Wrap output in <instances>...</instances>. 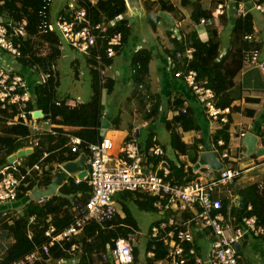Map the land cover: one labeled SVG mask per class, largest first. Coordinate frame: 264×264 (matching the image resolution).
<instances>
[{"label": "built area", "instance_id": "1", "mask_svg": "<svg viewBox=\"0 0 264 264\" xmlns=\"http://www.w3.org/2000/svg\"><path fill=\"white\" fill-rule=\"evenodd\" d=\"M54 0H48L47 5L41 11L44 16L38 24L39 33H57L59 36V48H64L66 42L69 46L85 55L93 58L92 70H98L100 74L101 90L105 88L107 79L104 57L114 58L118 53V48L123 45V35L121 32L108 33L110 26L116 20H111L108 24L103 22L94 23L89 15L87 7L80 4V0H67V12H60L53 21L51 12ZM236 5L237 0H231ZM48 10V11H47ZM257 10L264 12V5L260 0H240L236 5L235 16ZM225 12V4L219 3L214 9L215 18H219ZM204 18L197 25L199 35L206 32ZM28 20L14 16L8 24L0 23V109L7 111L8 124H22L28 127L30 133L23 138L24 146L19 150L30 149L32 153L35 146L40 145L38 137L47 133L58 134V129H62L69 137L67 145L72 152L76 153V158L62 163L54 162L53 174L55 178L48 189L34 186L26 191L27 201L33 200L39 204L45 203L52 194H58L60 186L64 183L74 181L80 183L86 180L91 187V192L86 201H77L73 209L77 213L73 221L64 229L60 230L51 223L45 230L47 238L40 246L26 254L24 257L13 262L5 263L0 259V264H34L38 261L49 262L44 255L50 253L53 245L63 246L66 242H71L69 252L72 257L61 258V264H78L80 259L76 252L80 249V244L73 241L75 236L81 234L82 229L89 223L95 221L103 224L119 213L120 206L115 195L120 192L131 191L155 198L154 206L159 215L158 223L152 225L150 236L154 240H161L167 247L165 258L159 259L155 264H240L238 246L243 242L245 236L250 234L253 237L264 238V222H260L257 214L242 216L239 225L234 224L235 219L229 211L223 212V200L215 195L217 185L229 186L246 171L264 165V157L258 155L253 161L243 166L239 163L247 156V151L241 146L226 144L224 139H219L214 144L217 153V160L221 165L218 169H210L209 166L200 165L196 172L202 171V176L194 179L177 180L172 174V168L165 160L166 154L164 146L153 138L154 144L146 153L136 137L126 138L115 147L110 136L103 135L97 141H88L79 135L71 133L76 128L69 125H62L55 121L51 113L35 104V95L32 91L34 83L45 84L49 77L57 75L56 64L50 58L47 44L36 47L35 55L43 60H31L26 67L18 68L22 58V44L27 36ZM173 32L179 40H185V36L180 33L178 27L174 26ZM16 38L18 40L16 41ZM106 39V46L103 52L99 47V39ZM249 40L254 39V34L246 35ZM38 48V49H37ZM139 48H137L138 50ZM195 47L185 43L183 51H178L175 58L169 56L167 67L174 72V76L183 80L189 89L192 90L197 100L203 105L208 120L215 124H225L229 121L232 113L231 107H222L217 104V96L213 88L197 79L195 69L179 70L178 64L190 62L193 59ZM246 62L258 67L264 74V57L261 50L256 46L248 47L245 50ZM8 57L11 61H8ZM140 93L146 96L148 105L147 111L151 109V100L156 101L154 95L143 88ZM84 101L79 98H70L65 101L71 107L78 106ZM59 104L60 101H57ZM103 103V102H102ZM167 111L179 114H186L189 110L188 103L167 106ZM42 112V116L34 115ZM148 122H144L146 126ZM241 132V136H245ZM203 142L199 149H204ZM17 150L10 156H15L10 164L0 167V205L13 204L19 200L21 185H27V177H33L34 172L43 173L42 163L33 165L22 163L25 153L18 156ZM49 151H44L42 159L48 156ZM86 155L87 174L79 177L78 172L65 170L64 165L69 161L78 160L81 155ZM160 158L155 164L149 158ZM10 158V157H9ZM183 158H188V154H183ZM41 159V160H42ZM194 164V161H192ZM187 165L186 168L193 166ZM191 165V166H190ZM195 165V164H194ZM46 168V167H45ZM216 172L217 175H213ZM61 173H65L62 182L58 186H53L54 181ZM259 188L264 192V182L259 183ZM26 202V201H25ZM236 201H234L235 203ZM250 204L248 209L250 210ZM16 210L22 214V206H6L0 212V218H5L12 211ZM35 215L30 217L34 221ZM185 228H182V227ZM194 231H208L212 234L207 252L203 254L194 245ZM189 243V244H188ZM191 244V246H190ZM133 243L123 237L114 240L113 246H108L107 252L103 255L105 259L111 258L121 264H128L134 261ZM154 251H149L148 256L153 257Z\"/></svg>", "mask_w": 264, "mask_h": 264}, {"label": "trees", "instance_id": "2", "mask_svg": "<svg viewBox=\"0 0 264 264\" xmlns=\"http://www.w3.org/2000/svg\"><path fill=\"white\" fill-rule=\"evenodd\" d=\"M238 1L240 0L236 1V5ZM47 2L48 0H0V23L8 24L9 20L14 18V16L28 20L26 28L29 35L22 41L23 44L21 47L23 56L20 58V62L23 63V67H26V64L31 60H38L40 62L43 60V58L35 55V47H39V45H48L49 55L53 62L61 55L58 34L39 33L38 31V24L44 18L41 11L47 5ZM260 2L264 5V0H260ZM219 3L225 4V12L219 16V24H217L214 9ZM80 4L87 7L94 23L103 22L108 24L111 20L118 19L113 26L109 27L107 32L110 34L118 31L121 32L124 45L131 40L132 26L130 25L129 18L122 17L119 19V17L127 12L126 0H97L95 4L91 0H80ZM157 4L161 10L172 13L175 19L182 20L184 18L181 10L172 2L157 0ZM188 5H192L193 7L191 13L193 26L187 32L185 40H179L176 36L172 35L173 26L171 27L170 24L172 23H169L168 34L174 43L173 49L169 50V54L172 58H175L178 51L184 50L185 43L193 45L196 49L193 54V59L187 62V65L184 62L179 63L177 66L178 69H195L198 74L197 79L205 82L206 85L215 91L217 104L222 107L231 106L232 99L228 96L227 92L234 85L236 75L241 71L246 62L245 50L251 46H256L261 50L256 42L255 36L254 12L257 10H252L245 15L235 16L236 5L234 6L231 0H213L212 7H205L202 0H182V6ZM63 12L66 13L67 10ZM48 14H51V12L48 11ZM203 18L208 33L206 40L201 38L196 27ZM153 26L156 27L155 24ZM224 31H226V35L229 34L230 38L226 52L222 55V32ZM248 34H254V39H247L246 35ZM17 40L18 38H16ZM105 46L106 39L100 38L99 47L101 48V52L104 51ZM134 52L130 67L132 79L136 85L135 92L140 98L139 114L144 120H155L160 112V102L152 99L151 109L147 111L148 101L146 96L140 93L143 88L148 89L150 87L149 65L153 53L148 47H142ZM111 61L112 58L104 57L105 64L110 65ZM88 62L90 66L95 63L94 59L90 57L88 58ZM91 72L93 75L94 94L90 102H83L78 106L71 107L65 103L67 98H56V89L60 80L57 75H52L45 84L34 83L32 91L34 92L36 103H30V105H37L44 112L51 113L53 119L59 124L80 126V128L72 130L71 133L79 135L88 141H97L102 137L100 130L102 126V114L104 116L106 114L101 109L102 90L99 83V71L91 69ZM77 74L79 75L78 72ZM113 84L114 80L110 78L106 79L105 87L109 92L113 90ZM57 101H60V103L58 104ZM182 103L181 100L176 101V105ZM251 112H253L251 109L247 108L245 110V114ZM8 115L7 111L0 109V167L10 164V155L24 146L23 137L30 133L28 127L25 125L8 124ZM188 116V113L179 114L174 120L175 122L185 121L184 119ZM231 121L230 117L227 123L221 125V128L218 129L214 136L215 142L223 138L226 144L229 143L230 132L232 130ZM171 123V121H167L166 126L171 130L172 141L176 147L182 149L181 151L186 154V148L189 145L180 140V135ZM57 131L58 134L47 133L42 136L40 135L38 137L40 145L35 146L33 152L24 156L22 159V163L28 165L40 162L44 170L42 174L34 172L33 177H27L25 180V182L29 181V183L27 185H24V183L21 185L20 196L17 202L22 205L23 213L18 214L14 210L5 218H1L3 225L9 230L14 239L3 259L5 263L21 259L26 254L32 252L36 246H40L46 242L45 230L51 223L55 224L60 230L67 227L77 213V210L75 211L73 209L77 199L86 201L90 195L91 187L86 180L80 183L71 181L61 185L59 193L52 194L43 204H39L33 200L30 202L27 201L26 191L32 189L34 186L48 189L53 182L55 178L53 171L55 168L52 163H62L72 160L77 156L76 153L71 151L70 146L67 145L69 137L64 134L62 129L59 128ZM153 138V133H150L145 145L143 146L140 143L146 153L154 144ZM44 151H49V154L42 159ZM149 160L154 161L156 164L160 158L153 159L150 157ZM193 161L195 164L198 160L195 157ZM173 169L174 177L177 180H191L198 176V172L194 171V166L188 169L184 163H174ZM241 190V199L237 203L235 202L236 205H234L235 203L231 205L228 199L223 200V212L227 214L230 211L231 216L235 219L234 224L236 225L241 224L244 214H257L259 221L264 222V192L260 190L259 183L248 185ZM115 198L125 216L122 217L118 213L113 219L105 221L103 224L93 221L82 229L81 234L73 238V241L80 244V249L76 252V256L80 259L78 264H121L111 258L105 259L103 256L109 249L108 246H113L114 240L118 237H123L132 241L134 244V261L128 264L140 263V248L138 243H136L138 238H133L135 232L140 229V226L132 207L136 204L142 210L157 212V208L154 206L155 198L131 191L117 193ZM24 201L26 202L22 204L21 202ZM250 204L252 208L249 210L248 207ZM32 215L36 216L34 221H30ZM158 221L156 219L149 227V240H147L145 246L147 264H155L157 260L165 258L167 255L168 250L163 245V242L161 240H154L150 236L152 225L158 223ZM182 228L185 227L183 226ZM70 245L71 242H66L63 246L59 244L53 245L50 253L44 255V258L47 259L49 257L50 259L45 264H60L58 262L59 259L71 258L72 254L69 252ZM194 245L200 251L196 238ZM149 251H154L155 255L153 257L148 256ZM34 264L44 263L43 261H38ZM190 264H194L193 259Z\"/></svg>", "mask_w": 264, "mask_h": 264}, {"label": "crops", "instance_id": "3", "mask_svg": "<svg viewBox=\"0 0 264 264\" xmlns=\"http://www.w3.org/2000/svg\"><path fill=\"white\" fill-rule=\"evenodd\" d=\"M96 1L97 0H91V2L94 4L96 3ZM165 1L172 2L175 6H177L181 10V13L183 14L184 18L182 20H177L175 19V16L172 13L166 11L169 14V21L165 22L163 20L164 17H161V23H156V27L153 26L154 24L148 22V24L150 25V30H148L144 23L146 14L150 11L156 13L163 11L157 4V0H140V5L128 6L126 14H124L123 16L120 15L121 17H119V19H121L122 17L130 18L132 16L136 18V24L132 26L131 40L127 44H123L119 48L117 55L112 58L110 65L106 66V70H109L112 68V66H115L116 58L118 56L121 57V66L114 72H111L107 75L108 78L114 80V88L118 74H123L124 79H127V77L129 78V74L132 77V71L130 66L132 63L133 54L135 53L134 51H137V48L140 49L142 47H148L152 50L153 57L149 65L150 87H148V89L153 90L152 92H149L154 95L157 102H160V112L157 118H161L165 125L167 121H171L173 127L175 126V123L180 124L178 128L175 126L174 129L180 135V140L185 144L187 143V145H189V147L186 148V154H188V158H183V154L185 153L181 151L182 149L176 147V145L172 141V138L171 146L170 148H168L167 143H169V141L163 142L160 140L157 134L151 132V129H155V126L148 130L147 135H145L144 139H142L143 141L139 142L144 146L150 133H153V136L156 138L157 142L164 146L166 151L164 158L172 168V171H174V163H184L186 164V166H189V164L192 163L195 157L198 161H200V159L205 158L204 156L208 155V153L216 152L213 147L215 144L214 136L218 129L221 128V124H215L208 120L203 105L197 100L192 90L187 87V85L183 82L182 79L174 76V72L167 67L168 58L169 56H171L169 54V50H172L174 46V43L170 39V36L168 34V23H172L170 24L171 27L173 26L172 28H174V26L178 27L180 33L186 38L187 32L193 26L191 22V13L193 7L192 5L182 6V0ZM202 2L205 7H212L213 0H202ZM65 9L66 2L65 5H63L59 9V13L65 11ZM164 23H166L167 26H165ZM216 23L219 24V18H216ZM159 26L165 27L161 28ZM255 30L256 42L258 43L262 52V56L264 57V44L257 37L258 28L256 26V23ZM164 31L167 32L164 33ZM224 32H222V55L226 52L230 38L229 34L225 36ZM173 34L174 32L172 33V35ZM200 36L203 40H206L208 38L207 30L205 34ZM100 45L102 46V44ZM8 61H11L9 57ZM54 63L56 64L57 69V60H55ZM11 66H14V64H12V61ZM17 67L20 69L23 68V63L20 62L19 64H17ZM57 74L58 79L60 80L58 69ZM104 89V91H108L106 87ZM227 93L228 96L232 99V104L230 106L232 110V113L230 114L232 120V130L230 132L231 134L229 143L233 146H241L247 151V156L242 158V161L239 163L240 165L247 166L253 161L255 155H261L264 157V108L260 107V103L264 98V74L255 65L245 62L243 68L235 77L234 85L230 89H228ZM177 100H181L182 102L188 103L189 105V116L184 119L185 121L175 122L174 119L176 115L174 113L168 112L166 109L167 106L171 105V103H174L176 105ZM247 108L253 110V112L245 114V110ZM135 113L137 117H140L139 106L138 108H136ZM145 122L148 121L146 120ZM148 125L149 124H147L146 127ZM73 127H75L76 129L80 128V126H72V128ZM100 130L102 136L107 135L112 138L115 147L118 146L120 142H122L126 138L136 137L138 139V137H143V132L136 126L130 125L129 127H123L120 118L116 119L110 127L101 126ZM241 132H245L246 135L244 137L241 136ZM202 142L206 144V147L204 149H199V145ZM210 164H215L214 158L210 159ZM202 166H209L211 170L213 169L209 164ZM204 171H206V169H204L203 172ZM203 172L199 171L197 173L198 176H202ZM212 174L217 175L216 172H212ZM172 176H175L174 172ZM261 182H264V165L244 172L236 180V182L230 186L217 185L215 187V195L221 198L222 200L228 199L229 203L233 205L234 201H236V203L240 201L241 189L243 190V188L248 185ZM236 203L234 205H236ZM12 205L14 207H21L20 203L18 202H14L13 204H1L0 212L4 209V207ZM119 214L122 217L125 216L122 209L119 211ZM158 218L159 215L157 219ZM154 221L155 220H153L152 223ZM194 235L196 236V242L200 247V252L205 254L210 243V233L208 231H194ZM133 238L137 239L138 237L136 236V234H134ZM204 238L208 240V246L207 243H203L201 241L206 240ZM13 241L14 239L12 235L10 234L9 230L5 228L2 223V219L0 218L1 260L4 259L6 252L12 245ZM238 249L240 255V264H243L242 260L248 263L250 262L251 264H264V238L253 237L250 234H247L243 242L238 246ZM244 249L247 251L246 253L248 256H244L242 254Z\"/></svg>", "mask_w": 264, "mask_h": 264}, {"label": "rangeland", "instance_id": "4", "mask_svg": "<svg viewBox=\"0 0 264 264\" xmlns=\"http://www.w3.org/2000/svg\"><path fill=\"white\" fill-rule=\"evenodd\" d=\"M66 0H54L52 6V19L56 20L59 9L65 5ZM255 23L258 28L257 37L264 44V13L259 11L254 12ZM165 22L169 21L168 18L164 17ZM144 23L148 30H150V25L146 18ZM170 23V22H169ZM168 23V24H169ZM165 26L166 23H164ZM164 26V27H165ZM164 28L163 26H159ZM167 31H164V33ZM226 32V31H225ZM224 32V34H225ZM163 34V33H162ZM226 36V34H225ZM121 57L118 56L115 60V66H112L111 69L106 70L105 73L108 75L111 72L117 70L121 65ZM57 69L60 76V83L56 89V98L58 99H72L79 98L84 102H90L93 98V75L91 72L92 67L89 65L88 59L82 53L78 52L66 42L64 43V48L62 49V54L57 59ZM79 73V75L77 74ZM132 73V72H131ZM108 78V77H107ZM136 85L133 82L132 77L129 74V78L124 79L123 74H118L116 78V84L112 91H104L102 89V101L101 104L102 112H105V116L102 114L101 125L102 127H110L116 119L120 118L122 121L123 127H129L134 125L143 132V137H138L139 141H143L144 136L147 135L148 130L153 126L155 129H151V132H154L158 135L161 141L167 142L168 148L171 146V132L170 129L163 123L161 118L155 120H147L149 125L146 127L143 125V118L136 116V108H138L140 99L135 92ZM148 91H153L148 89ZM134 94V95H133ZM260 107L264 108V98L260 103ZM108 111V112H107ZM179 123H175V126L178 128ZM174 126V128H175ZM203 170H200L202 172ZM202 174V173H201ZM22 204L24 202H21ZM133 212L135 217L139 221L140 229L135 233L138 237L136 243L140 248V263H146V251L145 246L147 240H149V227L153 220H156L158 214L154 211H146L140 209L136 204L133 205ZM121 209V208H120ZM122 212V211H121ZM212 237V234H210ZM206 239V238H204ZM203 243H207L208 240H201ZM247 251L244 249L242 254L248 256ZM252 262V261H251ZM243 264H251L250 262H245L242 260ZM253 263V262H252Z\"/></svg>", "mask_w": 264, "mask_h": 264}, {"label": "water", "instance_id": "5", "mask_svg": "<svg viewBox=\"0 0 264 264\" xmlns=\"http://www.w3.org/2000/svg\"><path fill=\"white\" fill-rule=\"evenodd\" d=\"M140 0H126V5L128 6H134V5H140L139 3ZM161 17H169V14L166 11H160L158 13L150 11L146 14L145 18L146 20H148L149 23L151 24H156V23H161L160 18ZM129 22L131 26H134L136 24V18L134 16L129 18ZM34 115L36 116H42L43 113L42 112H36ZM31 150L27 149V150H19L17 152L18 156H22L25 153H30ZM205 158H201L200 161L196 162L194 165V170L197 171L198 167L200 165H207L209 164L212 168L214 169H218L221 167V165L219 164L218 160H217V153L213 152V153H208V155L204 156ZM15 158V156H10L9 161H13V159ZM214 158L215 160V164L212 165L210 164V159ZM86 155L83 154L81 155V157L78 160L75 161H69L64 165L65 170L70 171V172H79L78 176L84 177L87 174V170H86ZM65 173H61L59 177L56 178V180L53 183V186H58L61 184L62 179L64 178Z\"/></svg>", "mask_w": 264, "mask_h": 264}, {"label": "clouds", "instance_id": "6", "mask_svg": "<svg viewBox=\"0 0 264 264\" xmlns=\"http://www.w3.org/2000/svg\"><path fill=\"white\" fill-rule=\"evenodd\" d=\"M24 203H25V201H24ZM22 206V205H21Z\"/></svg>", "mask_w": 264, "mask_h": 264}]
</instances>
